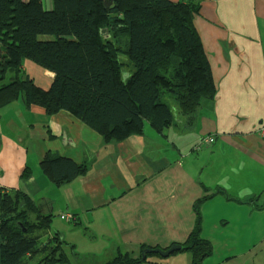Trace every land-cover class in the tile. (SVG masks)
<instances>
[{
  "label": "crops",
  "instance_id": "obj_1",
  "mask_svg": "<svg viewBox=\"0 0 264 264\" xmlns=\"http://www.w3.org/2000/svg\"><path fill=\"white\" fill-rule=\"evenodd\" d=\"M199 1L195 25L217 96L195 116L175 108L174 123L162 133L146 123L142 134L105 142L68 111L48 115L22 99L0 106V187L25 192L52 214L50 231L79 252L115 256L121 250L136 257L141 245L183 243L195 224L197 200L223 188L200 206L208 239L205 225L216 207L236 211L242 205L251 214L264 197V136L258 132L264 122V0ZM23 69L43 88L54 77L30 59ZM209 135L213 143L194 149ZM48 152L86 162L89 171L56 185L41 166ZM66 212L74 222L66 224ZM79 229L83 238L76 236ZM151 257L138 264L160 261Z\"/></svg>",
  "mask_w": 264,
  "mask_h": 264
},
{
  "label": "trees",
  "instance_id": "obj_2",
  "mask_svg": "<svg viewBox=\"0 0 264 264\" xmlns=\"http://www.w3.org/2000/svg\"><path fill=\"white\" fill-rule=\"evenodd\" d=\"M200 9L199 0H51L49 8L43 0H0V81L10 73L0 85V106L22 99L48 115L68 111L105 142L142 134L146 123L162 133L175 108L193 117L217 96L195 25ZM26 59L54 73L48 88L25 72ZM41 166L56 185L89 171L86 162L50 152ZM218 192L225 193L217 188L195 203L194 227L179 250L191 252L190 264L213 252L201 235L200 206ZM52 216L25 192L0 187L3 264H33L36 257L34 264H73L69 242L47 234ZM146 248L156 246L141 245L136 257L119 250L106 264H138Z\"/></svg>",
  "mask_w": 264,
  "mask_h": 264
},
{
  "label": "rangeland",
  "instance_id": "obj_3",
  "mask_svg": "<svg viewBox=\"0 0 264 264\" xmlns=\"http://www.w3.org/2000/svg\"><path fill=\"white\" fill-rule=\"evenodd\" d=\"M43 1L45 6L51 4V0ZM125 58L127 59L126 56ZM129 74L130 69L124 67L123 78H128ZM8 81H10V73L5 80L0 81V85ZM236 207L239 210L236 209L234 211L233 209L218 206L209 213L208 216L211 222L207 226L205 225V227H207V233H209L207 235H211V238L207 240L210 239L209 241L213 244V252L204 259L202 264H264V197L260 201L258 209L251 214L242 205H237ZM63 220L68 222L66 224H70L71 222L70 220ZM74 221L72 220V222ZM203 229L204 219L201 235L206 239V232ZM79 230L81 232L76 233V236L83 238L82 229ZM52 233L50 230L47 232L49 236ZM68 249L73 264H106L114 257L105 254L100 255L101 252L89 253L86 250L79 252L76 245H74V250L78 255L72 253L73 251L70 249V246ZM150 255L153 256L151 258L160 260L157 264H190L192 258L189 250L176 251L168 257H162L158 253ZM38 259L36 257L33 264Z\"/></svg>",
  "mask_w": 264,
  "mask_h": 264
},
{
  "label": "water",
  "instance_id": "obj_4",
  "mask_svg": "<svg viewBox=\"0 0 264 264\" xmlns=\"http://www.w3.org/2000/svg\"><path fill=\"white\" fill-rule=\"evenodd\" d=\"M39 207V206H38ZM40 208V207H39ZM40 211L42 213L43 212L41 209ZM45 214H49V213H45ZM51 215V214H50ZM1 243H2V239L0 237V264H3V255H2V250H1ZM183 248V245L180 243H173L170 247L168 248H163V247H156V248H146L142 251V257H141V261H144L147 258V255L149 253H158L160 254V256L162 257H168L170 256L173 252L179 251Z\"/></svg>",
  "mask_w": 264,
  "mask_h": 264
},
{
  "label": "built area",
  "instance_id": "obj_5",
  "mask_svg": "<svg viewBox=\"0 0 264 264\" xmlns=\"http://www.w3.org/2000/svg\"><path fill=\"white\" fill-rule=\"evenodd\" d=\"M258 132L261 136H264V122L261 124L260 128L258 129ZM215 140L214 136H205L203 137L195 146L194 149H199L201 148L203 145H208L213 143ZM62 217L66 220H70L72 222V220L75 219V216L73 214H71L70 212H66L64 214H62Z\"/></svg>",
  "mask_w": 264,
  "mask_h": 264
}]
</instances>
